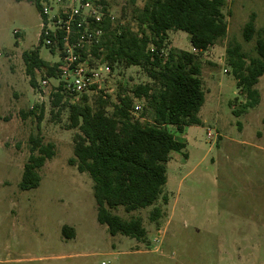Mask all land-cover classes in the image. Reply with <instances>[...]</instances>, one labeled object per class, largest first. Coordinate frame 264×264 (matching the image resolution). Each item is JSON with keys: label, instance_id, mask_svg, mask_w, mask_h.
<instances>
[{"label": "rangeland", "instance_id": "374dc122", "mask_svg": "<svg viewBox=\"0 0 264 264\" xmlns=\"http://www.w3.org/2000/svg\"><path fill=\"white\" fill-rule=\"evenodd\" d=\"M146 1L106 0L116 17L110 30H138L137 16ZM223 10L227 35L198 56L206 96L202 123L183 132L168 125L186 147L172 152L167 163L168 200L157 202L160 216L151 217L155 205L112 210L124 219L141 217L147 234L138 240L112 235L98 221L93 180L69 162L77 129L68 126V108L56 115L52 106L59 80L39 70L37 86L30 83L24 51L37 48L51 64L59 59L40 44L39 8L27 0H0V264H264V75L256 85L259 104L240 111L246 98L226 59L232 41L249 56L257 55V39L264 37V0H227ZM252 14L256 33L247 41L243 29ZM171 48L191 49L189 34L170 31L164 50ZM43 78L50 86L41 85ZM149 81L142 66L116 64L102 90L86 94L90 102L105 93L116 103L119 94ZM82 95L68 92L62 103L80 102ZM135 103L146 106L144 98ZM107 111L112 113L113 106ZM135 117L151 121L147 107ZM38 136L52 142L56 153L39 170L40 185L22 190L31 138ZM65 225L74 229V237L64 233Z\"/></svg>", "mask_w": 264, "mask_h": 264}, {"label": "trees", "instance_id": "16d2710c", "mask_svg": "<svg viewBox=\"0 0 264 264\" xmlns=\"http://www.w3.org/2000/svg\"><path fill=\"white\" fill-rule=\"evenodd\" d=\"M33 2L41 10V0ZM227 0H147L137 16L138 30L125 27L121 32L108 27L104 39L93 47L97 58L116 64L142 66L149 82L135 86L131 93L119 94L113 103L107 94L89 101L83 93L80 102H65L68 91L61 82L51 92L52 106L69 110V128L77 129L73 136L74 156L69 162L93 180L97 217L107 225L112 235L122 234L141 240L147 229L141 217L124 219L112 210L123 206L128 212L154 206L151 217L161 214L157 202H167L164 186L167 183V163L174 151L186 147L168 125L184 131L189 125H199V112L205 103L202 64L199 55L191 50L171 48L165 56L159 52L167 45L169 31L182 30L190 35L191 45L208 49L228 32L224 13ZM256 33L255 14L244 25L243 35L250 41ZM42 45V37L40 38ZM151 46L155 51H151ZM256 56H249L241 43L230 42L226 47L227 64L237 80L246 101L240 111L255 107L261 100L256 85L264 75V37L257 39ZM30 83L37 86L36 69L46 77H58L59 62L41 58L39 50L22 54ZM103 92V91H101ZM135 98H144L151 121H141L132 113ZM113 106L112 113L107 108ZM240 111L234 110L236 115ZM31 154L24 166L19 187L29 190L40 185L39 170L55 153L52 142L32 137ZM63 231L74 237V229L65 225Z\"/></svg>", "mask_w": 264, "mask_h": 264}, {"label": "built area", "instance_id": "2783aa9c", "mask_svg": "<svg viewBox=\"0 0 264 264\" xmlns=\"http://www.w3.org/2000/svg\"><path fill=\"white\" fill-rule=\"evenodd\" d=\"M40 4V38L59 56L56 61L60 68L57 85L62 82L73 96L102 90L112 67L108 61L94 57L92 49L104 39L107 26L116 21L106 0H41ZM208 49L193 47L192 52L201 55ZM151 51L154 52L155 47L151 46ZM155 52L166 55L164 49ZM41 85L50 86L49 79L43 78ZM140 110H143L142 105L135 103L132 113L136 115Z\"/></svg>", "mask_w": 264, "mask_h": 264}, {"label": "crops", "instance_id": "0c3cea01", "mask_svg": "<svg viewBox=\"0 0 264 264\" xmlns=\"http://www.w3.org/2000/svg\"><path fill=\"white\" fill-rule=\"evenodd\" d=\"M171 31H177V30H171ZM169 33H170V31H169ZM189 37H190V35H189ZM192 49H193V47L191 48V49H189V50H191L192 51ZM83 175H86L85 173H87V172H81Z\"/></svg>", "mask_w": 264, "mask_h": 264}]
</instances>
